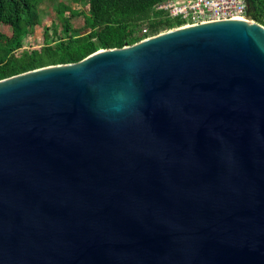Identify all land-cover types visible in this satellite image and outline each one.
I'll return each instance as SVG.
<instances>
[{"label": "water", "instance_id": "obj_1", "mask_svg": "<svg viewBox=\"0 0 264 264\" xmlns=\"http://www.w3.org/2000/svg\"><path fill=\"white\" fill-rule=\"evenodd\" d=\"M0 264H264V26L1 80Z\"/></svg>", "mask_w": 264, "mask_h": 264}, {"label": "trees", "instance_id": "obj_2", "mask_svg": "<svg viewBox=\"0 0 264 264\" xmlns=\"http://www.w3.org/2000/svg\"><path fill=\"white\" fill-rule=\"evenodd\" d=\"M87 6L85 26L87 33L76 34L70 20L81 12L65 18L64 36L56 31H46L40 49H25L29 35L26 19L30 15L35 22L39 12L32 0H0V81L39 68L77 63L101 49L123 48L134 45L149 36L157 35L163 28L179 27L183 21L169 18L155 6L165 0H80ZM248 14L256 23L264 26V0H247ZM146 25L149 33L139 34ZM10 30V35L1 29Z\"/></svg>", "mask_w": 264, "mask_h": 264}, {"label": "rangeland", "instance_id": "obj_3", "mask_svg": "<svg viewBox=\"0 0 264 264\" xmlns=\"http://www.w3.org/2000/svg\"><path fill=\"white\" fill-rule=\"evenodd\" d=\"M32 6L39 12L37 22L29 15L26 19V24L29 27V35L25 39L24 47L19 50L21 53L25 49L37 50L44 44L46 31H56L59 36H64L63 26L66 24L65 18H70L74 13L81 15L71 18L70 25L75 30L76 34L87 33L89 27L85 26V16L87 15V6L80 0H32ZM140 27L139 34H144L143 28ZM176 28V27H174ZM174 28H163L158 34L170 31ZM1 31L4 34L10 35V30L3 27ZM157 34V35H158ZM154 36V35H153ZM150 37V36H149Z\"/></svg>", "mask_w": 264, "mask_h": 264}, {"label": "built area", "instance_id": "obj_4", "mask_svg": "<svg viewBox=\"0 0 264 264\" xmlns=\"http://www.w3.org/2000/svg\"><path fill=\"white\" fill-rule=\"evenodd\" d=\"M169 18L183 21L176 28L222 20H251L247 0H165L155 6ZM174 28V29H176ZM144 34L149 28H143Z\"/></svg>", "mask_w": 264, "mask_h": 264}]
</instances>
